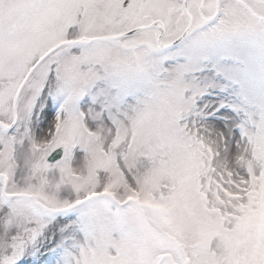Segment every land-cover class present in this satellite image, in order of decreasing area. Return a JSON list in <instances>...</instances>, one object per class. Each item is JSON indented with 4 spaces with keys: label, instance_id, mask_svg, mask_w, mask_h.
Listing matches in <instances>:
<instances>
[{
    "label": "snow or ice",
    "instance_id": "snow-or-ice-1",
    "mask_svg": "<svg viewBox=\"0 0 264 264\" xmlns=\"http://www.w3.org/2000/svg\"><path fill=\"white\" fill-rule=\"evenodd\" d=\"M0 264H264V0H0Z\"/></svg>",
    "mask_w": 264,
    "mask_h": 264
}]
</instances>
